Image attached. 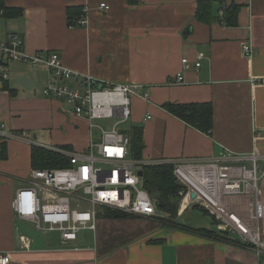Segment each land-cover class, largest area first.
<instances>
[{
	"label": "crops",
	"instance_id": "obj_1",
	"mask_svg": "<svg viewBox=\"0 0 264 264\" xmlns=\"http://www.w3.org/2000/svg\"><path fill=\"white\" fill-rule=\"evenodd\" d=\"M199 1L5 0L24 14L7 19L0 12V42L20 37L30 55L57 53L73 71L137 87L129 120L143 126V159H209L224 150L248 154L255 148L264 155V0H211L209 21L197 18ZM103 3L110 9H101ZM231 4L240 7L234 27L221 23L220 16L222 7ZM70 6L83 7L85 26H68ZM247 44L253 47L252 56L244 53ZM184 58L190 69H184ZM196 63L201 64L198 69ZM178 73H183V84L174 82ZM52 78L44 66L7 60L0 65V126L15 135L2 139L7 158L0 159V253L10 254V264L264 261L213 234L216 230L191 232L160 220V214L155 219H111L101 212L96 230L82 231L68 245L57 232L49 233L58 234L51 239L30 234V223L18 219L12 203L17 191L29 185L32 148L51 146L37 135L31 139L28 132L49 130L53 147L70 146L76 152L84 151L91 140L88 121L76 118L63 101L44 96ZM165 103L212 104V131L188 126L165 110Z\"/></svg>",
	"mask_w": 264,
	"mask_h": 264
},
{
	"label": "built area",
	"instance_id": "obj_2",
	"mask_svg": "<svg viewBox=\"0 0 264 264\" xmlns=\"http://www.w3.org/2000/svg\"><path fill=\"white\" fill-rule=\"evenodd\" d=\"M100 8L110 9L105 3ZM224 9L220 11L221 19ZM78 24H87L85 14ZM244 53L252 56V45H245ZM6 60L48 68L53 78L44 89V96L63 101L76 118L88 121L91 137L81 152L46 148L68 157L70 166L32 171L29 185L17 191L12 203L18 219L29 222L39 232H57L63 245L77 241L82 231H95L103 208L155 219L158 211L139 171L145 166L171 164L181 187L178 216L191 207L202 208L213 217L218 236L264 260V155L256 148L248 154L224 150L219 157L209 159H134L130 137L118 125L130 119L132 95L137 87L112 84L73 71L57 53L30 55L20 37L0 42V65ZM182 65L184 69L191 68L188 58L182 59ZM195 66L198 69L201 64ZM174 82L183 84V73H178ZM143 96L150 98L148 92ZM108 119L120 121L111 129L95 124L96 120ZM94 130L98 138L94 137ZM0 137L8 140L15 135L1 125ZM229 233L237 238H231ZM25 241L31 240L26 237ZM10 263V254L0 253V264Z\"/></svg>",
	"mask_w": 264,
	"mask_h": 264
},
{
	"label": "trees",
	"instance_id": "obj_3",
	"mask_svg": "<svg viewBox=\"0 0 264 264\" xmlns=\"http://www.w3.org/2000/svg\"><path fill=\"white\" fill-rule=\"evenodd\" d=\"M133 2V0H130ZM211 0H201L198 3L197 18L201 21H209V15L212 11ZM223 6V5H222ZM223 8V7H222ZM239 6L231 4L225 6L224 17L221 23L234 27L238 24ZM0 12L7 18L22 17L24 12L19 8H9L5 0H0ZM84 14V9L81 6H70L67 8V21L70 28L81 27L78 24ZM164 109L172 115L184 121L188 126L193 127L201 132L210 133L214 126V109L210 103H165ZM124 133V132H123ZM130 137L131 154L134 159H143L144 151V129L143 126H132L129 132H125ZM6 143L0 137V159L7 158ZM67 150H73L70 146L62 147ZM32 166L34 169H58L70 166L68 157L51 151L43 147L32 148ZM144 187L149 191L153 198L159 219L173 225L182 226L191 232L211 234V231L206 229H194L176 223L178 219V210L180 204L179 192L180 185L174 175L173 166L171 164L145 166L143 169ZM198 207V206H196ZM200 208V207H199ZM103 216L111 219H122L130 217L126 213L118 210L103 208L100 213ZM100 213L98 216H100ZM213 234H216L213 232Z\"/></svg>",
	"mask_w": 264,
	"mask_h": 264
},
{
	"label": "rangeland",
	"instance_id": "obj_4",
	"mask_svg": "<svg viewBox=\"0 0 264 264\" xmlns=\"http://www.w3.org/2000/svg\"><path fill=\"white\" fill-rule=\"evenodd\" d=\"M36 67H39V66H36ZM119 121L120 120H117V119L96 120L95 124L98 126L107 128V129H111ZM132 126H134V124L131 122V120H128L124 123L119 124L118 128L121 132L125 133V132H129ZM31 132H28L29 133L28 136L31 139L35 140L34 135H37V137L42 139L41 142L43 145L53 147L51 131L38 129V130H32ZM93 133H94V137L97 138V135H98L97 130H94ZM176 223L183 225V226L190 227V228H194V229L217 230V225L216 223H214L213 217L209 215L208 213H206L202 208H199V207H191L190 209H188L186 212H184L182 216L180 217L178 216ZM26 227L28 231L30 232V234L36 237H39V238L51 239V238L58 237L57 233L49 234L51 232H39L36 229H34L33 226L30 224L26 225ZM229 236L234 239L237 238V235L234 233H229Z\"/></svg>",
	"mask_w": 264,
	"mask_h": 264
},
{
	"label": "water",
	"instance_id": "obj_5",
	"mask_svg": "<svg viewBox=\"0 0 264 264\" xmlns=\"http://www.w3.org/2000/svg\"><path fill=\"white\" fill-rule=\"evenodd\" d=\"M189 33H190V31L184 33L183 36L186 37ZM139 176H140V177L143 176V171H139ZM192 197L195 198V194H192ZM261 264H264V261H262Z\"/></svg>",
	"mask_w": 264,
	"mask_h": 264
}]
</instances>
